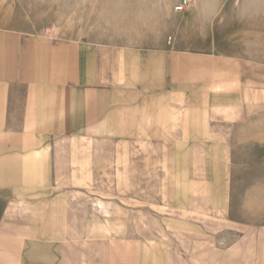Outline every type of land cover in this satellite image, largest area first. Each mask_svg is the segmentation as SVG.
<instances>
[{
    "label": "crops",
    "instance_id": "crops-1",
    "mask_svg": "<svg viewBox=\"0 0 264 264\" xmlns=\"http://www.w3.org/2000/svg\"><path fill=\"white\" fill-rule=\"evenodd\" d=\"M180 1L110 30L173 31ZM0 264H264V70L0 26Z\"/></svg>",
    "mask_w": 264,
    "mask_h": 264
},
{
    "label": "rangeland",
    "instance_id": "rangeland-1",
    "mask_svg": "<svg viewBox=\"0 0 264 264\" xmlns=\"http://www.w3.org/2000/svg\"><path fill=\"white\" fill-rule=\"evenodd\" d=\"M188 1L182 11L176 10L175 3L167 6L179 14L163 26L173 31L110 30L121 14L145 23L147 0H0V26L105 42L174 36L183 46L203 45L213 51L240 53L264 70V0ZM85 199H92L91 190L85 191ZM147 224L146 228L135 226L154 236L157 225ZM104 240L101 234L102 243Z\"/></svg>",
    "mask_w": 264,
    "mask_h": 264
},
{
    "label": "built area",
    "instance_id": "built-area-1",
    "mask_svg": "<svg viewBox=\"0 0 264 264\" xmlns=\"http://www.w3.org/2000/svg\"><path fill=\"white\" fill-rule=\"evenodd\" d=\"M188 5H189L188 0H181L180 2L177 3L176 10L182 11V10L186 9L188 7Z\"/></svg>",
    "mask_w": 264,
    "mask_h": 264
},
{
    "label": "bare ground",
    "instance_id": "bare-ground-1",
    "mask_svg": "<svg viewBox=\"0 0 264 264\" xmlns=\"http://www.w3.org/2000/svg\"><path fill=\"white\" fill-rule=\"evenodd\" d=\"M194 1H197V0H194Z\"/></svg>",
    "mask_w": 264,
    "mask_h": 264
}]
</instances>
